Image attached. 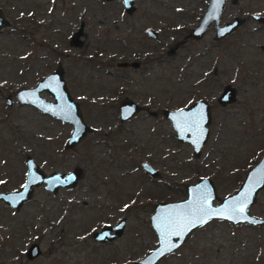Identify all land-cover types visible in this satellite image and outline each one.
I'll use <instances>...</instances> for the list:
<instances>
[{"label":"rangeland","instance_id":"1","mask_svg":"<svg viewBox=\"0 0 264 264\" xmlns=\"http://www.w3.org/2000/svg\"><path fill=\"white\" fill-rule=\"evenodd\" d=\"M207 1L138 0L126 17L119 0H0L10 21L0 28V192L21 185L27 155L45 175L80 170L72 188L34 187L17 211L0 201V264H134L156 244L148 222L155 203L184 198V187L201 177L220 198L237 189L264 151V0H225L219 24L243 18L238 28L215 40L211 24L199 40L186 38ZM81 22L74 46L70 37ZM123 61L140 64L117 66ZM56 67L90 128L68 148L69 123L14 97ZM226 85L236 94L221 105ZM123 98L151 111L207 100L208 136L198 155L174 138L161 114L119 122ZM141 160L157 175H145ZM249 211L264 218V186ZM120 218L115 239L92 238ZM30 243L40 254L27 260ZM156 264H264V227L209 221Z\"/></svg>","mask_w":264,"mask_h":264},{"label":"water","instance_id":"2","mask_svg":"<svg viewBox=\"0 0 264 264\" xmlns=\"http://www.w3.org/2000/svg\"><path fill=\"white\" fill-rule=\"evenodd\" d=\"M105 1V0H102ZM135 0H122L124 8L129 12L132 9V2ZM234 3L236 0H230ZM225 0H208L206 7L201 14L196 25L190 31L188 37L192 40H199L210 24H213L214 39L219 40L230 35L242 23L243 19L234 17L231 21L219 25V17L224 9ZM257 16L254 19L257 20ZM6 22L0 14V28L5 26ZM152 37L154 33L147 31ZM82 34V24L71 37V43L74 46L80 45L79 36ZM183 41H179L177 45ZM176 48V46L174 47ZM174 48L170 49V53ZM120 67H137V62H118ZM41 92L50 95L51 100H47L40 96ZM15 100L20 105H30L38 111L54 117L55 119L66 122L71 125V131L65 142L68 148L76 144L81 137L90 130L83 122L78 105L70 97L60 67L55 68L52 72L40 78L32 88L18 89L14 94ZM234 100V89L231 86H225L217 97V103L224 105ZM12 100L9 96L5 97L6 105H10ZM131 99H124L118 104L119 120L124 121L130 118L134 113L140 110ZM164 117L170 123V127L174 132V138L181 143H187L191 147V152L197 156L203 143L208 136V123L210 121L209 105L206 100L199 99L190 104L188 107H182L176 110H164ZM25 175L22 184L12 191L0 192V201L8 206L18 209L22 203L27 201L32 193L33 187L40 184L44 185V189L50 193L56 192L59 187L72 188L80 176V170L73 168L67 172L51 171L45 175L37 166L30 156H25ZM141 167L149 177L157 175V171L142 162ZM264 186V151L260 155L257 162L246 172L237 189L222 198L217 195L214 183L207 177H201L193 184H187L184 187V198L176 201H159L154 204L153 211L149 216L148 222L152 229L156 244L153 249L149 250L142 257L135 260L134 264H156L162 257L175 251L180 245L186 241L189 235L204 224L191 227L190 230H184L183 236L169 235L170 231H180V228L166 227L169 221L179 217L181 214L196 210L202 203V197H207V204L210 210L230 209L238 203L246 201L245 218L235 216L233 219L226 218L229 212H225L224 216L213 215L208 219L207 223L212 220L227 221L230 226L236 227L239 224H247L250 226L264 227V218L254 216L249 209L256 200L258 192ZM215 201V203H213ZM123 227V220L112 227L104 226L99 231L93 233L92 238L96 241L107 242L116 238ZM113 230V233L110 231ZM177 245L171 251L167 250L168 245ZM38 247L32 244L27 249V256L32 258L37 255ZM163 253V254H161Z\"/></svg>","mask_w":264,"mask_h":264},{"label":"flooded vegetation","instance_id":"3","mask_svg":"<svg viewBox=\"0 0 264 264\" xmlns=\"http://www.w3.org/2000/svg\"><path fill=\"white\" fill-rule=\"evenodd\" d=\"M100 1H102V0H100ZM105 1H111V0H105ZM138 0H135V1H133L132 2V9L128 12L125 8H124V6H123V4H122V0H119V2H120V5H121V10H122V12L126 15V17H130L131 15H133V13H134V11H135V9H136V6H135V3L137 2ZM225 5V4H224ZM204 11V10H203ZM203 13V12H202ZM201 13V14H202ZM0 14H1V17H2V13H1V7H0ZM201 16V15H200ZM258 18H257V20H259V19H261L262 17H259V16H257ZM200 18V17H199ZM234 18V17H233ZM232 18V19H233ZM2 19L6 22V26H8L9 24H10V21H8V20H5L3 17H2ZM219 19H220V17H219ZM231 19V20H232ZM241 19H243V18H241ZM199 20V19H198ZM197 20V21H198ZM243 21H244V19H243ZM228 22V21H227ZM197 23V22H196ZM224 23H226V22H224ZM223 23V24H224ZM80 24H82V28H83V23L81 22V23H79L78 24V26L80 25ZM223 24H221V25H223ZM196 25V24H195ZM211 25V24H210ZM220 25V24H219ZM78 26H77V28H78ZM212 27H213V24H212ZM77 28H76V30H77ZM192 28V27H191ZM190 28V29H191ZM75 30V31H76ZM152 31L153 33H154V36L152 37L150 34H148V32L147 31ZM213 30H214V28H213ZM74 31V32H75ZM190 31V30H189ZM74 32H73V34H74ZM73 34L71 35V37L73 36ZM145 34L146 35H148L150 38H152V39H157V35H156V31L155 30H153V29H151V28H147V29H145ZM188 35H189V33L187 34V36H186V38H189L188 37ZM71 37H70V40H71ZM185 38V39H186ZM213 38H214V36H213ZM184 41V40H183ZM179 41H177L176 43H174L169 49H167L166 50V54H172L173 52H174V50L178 47V45H177V43H178ZM180 45V44H179ZM176 46V48H174ZM171 48H174L173 50H172V52L170 53L169 51H170V49ZM124 62V61H123ZM126 62H137L138 63V66H139V62L138 61H126ZM137 66V67H138ZM57 68V67H56ZM52 72V71H51ZM50 73V72H49ZM45 75H47V74H45ZM44 76V75H43ZM42 76V77H43ZM41 77V78H42ZM64 80V79H63ZM38 81V80H37ZM37 81H36V83H37ZM35 83V84H36ZM64 83H65V81H64ZM34 84V85H35ZM33 85V86H34ZM33 86H31V87H29V88H32ZM226 86H228V85H226ZM225 87V86H224ZM224 87H222V89H221V91H220V93L222 92V90H223V88ZM233 88V87H232ZM22 89V88H21ZM67 89V88H66ZM234 89V88H233ZM68 91V90H67ZM69 93V92H68ZM219 93V94H220ZM235 94H236V91H235V89H234V98H235ZM41 96V95H40ZM42 97V96H41ZM218 97V96H217ZM11 99V98H10ZM124 99H128V98H123V99H121V100H119V102H118V104L122 101V100H124ZM48 100V99H47ZM73 100V99H72ZM132 100V99H131ZM197 100H199V99H197ZM203 100H205V99H203ZM74 101V100H73ZM132 101H134V100H132ZM196 101V100H195ZM194 101V102H195ZM207 101V100H206ZM135 102V101H134ZM208 102V101H207ZM136 103V102H135ZM193 103V102H192ZM191 103V104H192ZM11 104V103H10ZM118 104H117V106H116V110H117V114H118V121L119 122H123V121H120L119 120V110H118ZM137 105H139L141 108H140V110H138L136 113H134L130 118H132V117H134V116H136L139 112H145V113H148L149 115H151V116H155L156 117V115L157 114H161V116L164 118V119H166L165 117H164V115H163V111L164 110H176V109H179V108H182V107H188L190 104H188V105H183V106H176V107H174V108H162V109H160V110H149L148 109V107H146V106H144V105H140V104H138V103H136ZM208 105H209V102H208ZM209 109H210V105H209ZM210 115V114H209ZM130 118H128V119H126V120H129ZM83 120V119H82ZM167 120V119H166ZM59 121V120H58ZM125 121V120H124ZM168 121V120H167ZM84 122V121H83ZM170 124V123H169ZM68 138V137H67ZM66 142V141H65ZM64 146H65V144H64ZM142 162H144V163H146L147 165H149L150 167H152L153 169H155L156 171H157V173H158V170L155 168V167H153L152 165H151V163L149 162V161H146V160H141L140 162H139V167H140V169H141V171L145 174V175H147L146 174V172H144V170L142 169V167H141V163ZM74 168H76V167H74ZM73 169V168H72ZM71 169V170H72ZM70 171V170H69ZM25 175V174H24ZM23 180H24V178H23ZM22 184V183H21ZM37 187V186H36ZM43 187H44V185H43ZM34 188V187H33ZM67 189V188H62V187H59L57 190H56V192L59 190V189ZM16 190V189H15ZM12 191V190H11ZM4 192H6V191H4ZM56 192H54V193H56ZM32 194V193H31ZM26 202V201H25ZM24 202V203H25ZM24 203H22V205L24 204ZM5 205H7V204H5ZM21 205V206H22ZM8 206V205H7ZM20 206V207H21ZM154 206V205H153ZM9 207V209H11V210H14V211H17L18 209H14V208H12V207H10V206H8ZM120 220H123V226H124V218H120V219H118L115 223H113V224H111V225H104V226H108V227H112V226H114V225H116V224H118L119 222H120ZM104 226H102V227H104ZM102 227H100L98 230H96V231H99ZM96 231H94V232H96ZM93 232V233H94ZM93 233L91 234V236L93 235ZM110 233H113V230H111L110 231ZM115 239V238H114ZM113 240V239H112ZM98 242H102V241H98ZM107 242H109V241H107ZM102 243H106V242H102ZM32 244H35V245H37V247H38V253H37V255H35V256H33L32 258H29L28 256H27V254H26V252H27V249H28V247L30 246V245H32ZM40 254V249H39V246H38V244L37 243H30L28 246H27V248H26V250H25V253H24V255H25V258L27 259V260H31V259H33L34 257H36V256H38Z\"/></svg>","mask_w":264,"mask_h":264},{"label":"snow or ice","instance_id":"4","mask_svg":"<svg viewBox=\"0 0 264 264\" xmlns=\"http://www.w3.org/2000/svg\"><path fill=\"white\" fill-rule=\"evenodd\" d=\"M207 204V197H202V203L199 208L196 210H189V212L181 214L179 217L174 218L169 221V224L166 227L171 228H180V231H170L169 235L183 236L184 230H190L191 227H195L197 223L204 224L207 223L213 215L224 216V213L227 211L229 215L226 217L228 219H233L235 216H240L241 218L246 217L243 215L245 213L246 201L244 203H238L232 206L230 209L222 210H210L208 207H205ZM177 245L170 244L167 247L168 251H171L173 247ZM163 254V253H161Z\"/></svg>","mask_w":264,"mask_h":264}]
</instances>
